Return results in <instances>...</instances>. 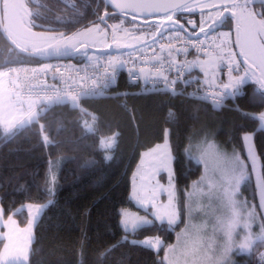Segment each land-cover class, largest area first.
<instances>
[{
    "label": "snow or ice",
    "instance_id": "obj_1",
    "mask_svg": "<svg viewBox=\"0 0 264 264\" xmlns=\"http://www.w3.org/2000/svg\"><path fill=\"white\" fill-rule=\"evenodd\" d=\"M104 6V13L98 15L90 26L70 35L38 33L31 27L24 28L26 43L21 45L12 39L11 30L31 13L21 0L0 2L3 19L8 21L5 31L21 53L49 58L79 55L86 58L94 73V78L88 77L87 72L80 76L84 84H78L73 78L64 80L61 74L66 87L62 90L53 88L50 94L45 93L36 100L29 97L27 110L20 116L14 115L20 111L16 105L23 103L20 93L5 89V94L0 96V122L4 124L6 133L17 124L23 127L33 123L39 115L36 105L40 100L46 104L70 103L76 108L81 96L102 95L115 80L117 67L127 62L114 55L113 49L127 53L135 69H129L133 75L151 79L154 83L160 81L173 94L178 82L185 85L195 82L197 86L203 83L209 93L203 99L211 98L213 105L217 106L244 94L243 87L251 81L258 86L255 99L264 104V0H260L258 6L256 0H105ZM108 6L113 9L111 13L107 11ZM197 11L200 16L198 23L191 18ZM138 20L143 21V25L138 24ZM226 24L234 27V40L231 29L219 30ZM29 42L31 51L27 46ZM190 50L195 52L191 59L188 58ZM181 55L182 60L178 59ZM52 67L43 63L31 71L33 74L46 73ZM69 67L79 75L81 68ZM193 70H198L202 76L193 75ZM10 71L27 69L13 68ZM59 71L56 68V72ZM225 71L226 80L220 78ZM171 73L174 75L170 78ZM185 73L189 74L187 78ZM7 75V72L0 71V77ZM88 79H91V86H87ZM237 110L240 109L237 107ZM86 111L81 109V112ZM244 115L257 120L264 130V112ZM44 140L49 142L47 136ZM242 140L247 148V160L251 162L250 172L247 162L235 149L227 153L214 141L205 139L202 142L198 149L200 155L193 158L197 165H203L204 172L192 185V191L186 193L182 204L178 201L173 182L174 173L170 166L173 157L167 139L163 146L157 144L143 153L133 174L131 197L147 214L142 216L138 212L122 210L123 230L126 234L135 233L156 221L166 222L173 229L180 223L184 227L177 232L174 245L163 247L159 236L131 243H140L157 252L164 250L161 264H236L232 257L237 251L240 254L258 253L260 264H264V252H259L258 247L264 246V172L256 177L261 210L258 213L255 204L248 206L247 202L241 203L238 199L241 186L251 173H256L258 159L253 150V134H243ZM114 145L115 136L100 141L102 149H110ZM105 158L111 159L110 156ZM161 170L168 173L167 186L156 180ZM49 194H52L51 190ZM162 195H166V200L160 199ZM52 203V200L48 201L49 205ZM43 207L46 206L27 205L29 219L23 229L17 227L11 215L8 216L4 222L8 231L2 234L6 242L0 251V264H29L32 226ZM2 216L3 209L0 208V218Z\"/></svg>",
    "mask_w": 264,
    "mask_h": 264
},
{
    "label": "trees",
    "instance_id": "obj_2",
    "mask_svg": "<svg viewBox=\"0 0 264 264\" xmlns=\"http://www.w3.org/2000/svg\"><path fill=\"white\" fill-rule=\"evenodd\" d=\"M26 3L35 28L64 35L90 26L105 11L100 0ZM39 62L18 52L0 29V71L11 64ZM114 90L119 94L81 99L76 108L70 103L39 106L33 123L8 133L0 127L2 217L11 215L24 225V205L46 206L33 229L29 264H161L164 250L157 252L131 241L159 236L167 247L175 242L183 223L173 229L156 221L126 234L120 220L126 208L147 214L129 199L130 175L141 153L165 137L181 204L189 185L201 174L200 165L185 155L194 143L215 141L225 150L235 149L246 161L241 135L252 133L264 172V130L258 128L257 120L244 115H258L264 109L255 99V85L246 84L244 94L220 108L166 92H143L122 75ZM112 136L115 145L102 149L100 141ZM242 190L257 206L251 176ZM2 244L0 240V250ZM258 247L261 252L263 246ZM236 264H260V257L258 253L241 255Z\"/></svg>",
    "mask_w": 264,
    "mask_h": 264
},
{
    "label": "built area",
    "instance_id": "obj_3",
    "mask_svg": "<svg viewBox=\"0 0 264 264\" xmlns=\"http://www.w3.org/2000/svg\"><path fill=\"white\" fill-rule=\"evenodd\" d=\"M166 42V41H165ZM149 53L151 50H147ZM158 52V47H157ZM117 53H113L114 55L119 56L122 60L127 61L123 66H118L116 70V78L112 82L111 86L106 89L102 95H96V96H81V99H93V98H101V97H113L119 94L117 90H114V88L117 85L118 78L122 75L126 81V83L129 84H137L140 85L143 90H154V91H161L166 92L170 95H176L181 96L186 99L200 101L205 104H208L209 106H212L214 108H220L227 104V99L223 103L214 106L212 103L211 98L205 100L203 97L207 94H209L206 91V85H203L201 83L200 86H197L195 82L191 83L190 85H185L182 81L178 82L176 85V93L173 94L166 86L160 82L156 81L155 83L151 79H145L144 77L137 78L135 75H133L132 72L129 71V69H133V62L131 60H128L127 53H120V55ZM195 55L194 50H190L189 59H191ZM136 59V66H139V59L138 56L134 57ZM178 59H183V56L181 55L178 57ZM43 63H49L53 67L47 72H37L35 74L32 73L31 69L33 68H39L41 64ZM103 63V61H101ZM69 65H73L77 68H81V71L79 75H77L74 68L69 67ZM27 69V71H18V72H12L10 69ZM56 68H59L60 71L56 72ZM135 70V69H133ZM2 72H7L8 75L2 77L6 84L7 89H12L13 92H19L21 96V100L25 103L28 101L29 97L31 99L36 100L39 96H43L45 93L50 94L51 89L57 88V89H63L66 87V85L62 82L61 74H63L64 80H68L69 78H73L77 81L78 84H84L85 82L80 80V76H84L85 72H87L88 77L94 78V73L92 70V67L90 63L85 59L80 62H76L73 60H51L46 61L42 63H16L6 66L4 69H2ZM174 75V73L170 74V78ZM189 74L185 73V78H187ZM55 76V79L53 78ZM15 80V84H12V81ZM87 86H91V79H88ZM46 105V103L43 100H40L39 103L36 105V107Z\"/></svg>",
    "mask_w": 264,
    "mask_h": 264
},
{
    "label": "rangeland",
    "instance_id": "obj_4",
    "mask_svg": "<svg viewBox=\"0 0 264 264\" xmlns=\"http://www.w3.org/2000/svg\"><path fill=\"white\" fill-rule=\"evenodd\" d=\"M0 2H2V0H0ZM21 2L22 3H24L25 4V6H26V8H27V10H28V12H30V10H29V8H28V6H27V3H26V0H21ZM195 2V1H194ZM0 14H1V20H2V30H3V32H4V34L6 35V37L9 39V36H8V33L5 31V28L8 26V21L7 20H4L3 19V16H2V10H0ZM15 19V17L13 16V20ZM112 21H110V23H111ZM33 24L34 25H36L35 23H34V21L31 19V16H24L23 17V20L21 21V22H19V24L18 25H16V26H14L13 27V29L11 30V36H12V39L13 40H15L16 41V43H18V44H21V45H24L25 43H26V41H25V39H24V34H23V29L24 28H28V27H31V30L33 31V32H50V33H52V34H55V35H59L60 33H56V32H51V31H46V30H42V29H38V28H35V26H33ZM126 26H129V27H131L130 25H126ZM232 30V33H233V35H232V38H233V40L235 39V32H234V27L231 25V27H229V29H219L220 31H229V30ZM81 30V29H80ZM33 39H36V38H33ZM150 39V38H149ZM10 41H12L11 39H9ZM110 42V41H109ZM15 45V44H14ZM16 46V45H15ZM27 46L29 47V50L31 51V43L29 42L28 44H27ZM119 55H120V52L118 53ZM78 56V58L80 59V58H83V57H81V56H79V55H77ZM193 71H196V73H195V75H201L202 76V74H200L199 72H198V70H193ZM222 75H223V77H222ZM220 78L221 79H227V76H226V71H225V73H223V74H221L220 75ZM253 84V85H255L254 83H252L251 81H249L247 84ZM6 84H5V82H4V80L2 79V77H0V96H2V95H4L5 93H4V90L5 89H7L6 88V86H5ZM256 87H258L257 85H255ZM15 98V97H14ZM16 107L18 108V109H20V111L19 112H17V113H14V115H17V116H20L24 111H26L27 110V107H28V104H27V102H23V103H18L17 105H16ZM37 111V110H36ZM261 112H264V109L261 111ZM260 112V113H261ZM9 118H11V117H9ZM258 124V128L259 129H261L260 127H259V122L257 123ZM0 127H1V129L4 131V124L2 123V122H0ZM15 127H21L19 124H17ZM13 129V128H12ZM11 129V130H12ZM10 130V131H11ZM9 131V132H10ZM6 133V132H5ZM8 133V132H7ZM246 133H249V132H246ZM243 134H245V133H243ZM243 134L241 135V142H242V147H243V151H244V154H245V158H246V162H247V164H248V169H249V172L251 171V162L250 161H248L247 160V156H248V153H247V148H246V146L244 145V142H243V140H242V136H243ZM250 134H252V133H250ZM113 137V136H112ZM112 137H110V138H112ZM109 139V138H108ZM108 139H104V140H108ZM165 139H167V137H165ZM165 139H164V141L162 142V143H159V145H161V146H163L164 145V143H165ZM212 142V141H211ZM215 142V141H214ZM252 143H253V141H252ZM215 144L217 145V146H219L224 152H227V153H231L229 150H225V149H223L222 148V146H220L219 144H217L216 142H215ZM157 145V144H156ZM155 145V146H156ZM202 145V143H200V142H197V143H194V144H192V145H189L187 148H186V150H188V151H186L185 150V155L188 157V158H190L194 163H196V160L193 158V157H198L199 155H200V153H199V147ZM253 145H254V143H253ZM155 146H153V147H155ZM152 147V148H153ZM151 149V148H150ZM149 149H147V150H145V151H143L142 153H141V156H140V158H139V160H138V162L135 164V166H134V169H133V171H132V173H131V175H130V194H129V199H131V201L133 202V204L136 206V207H139L140 208V206L138 205V204H136V202L132 199V197H131V191H132V186H133V174L136 172V170H137V167H138V165L140 164V161H141V157H142V154L143 153H145V152H147ZM254 152L256 153V155H257V157H258V159H257V171H256V173H251V178H252V181H253V188H254V190H255V196H256V199H257V206H258V210H257V212L258 213H260L261 212V210L259 209V191H258V188H257V179H256V177L261 173V163H260V158H259V156H258V154H257V152H256V149H255V146H254ZM197 164V163H196ZM170 166L172 167V169H173V166H172V161L170 162ZM200 167H201V174H200V176L203 174V172H204V167H203V165L201 164L200 165ZM174 173V172H173ZM200 176L197 178V179H195V180H193L192 182H191V184L189 185V187H188V189L186 190V193L187 192H191L192 191V185L194 184V182H196V181H198L199 180V178H200ZM136 180H137V182L139 181V178L138 177H136ZM156 180H159V182L161 183V184H163V185H165V186H167V184H168V173H167V171L166 170H161V171H159V173H158V175L156 176ZM173 182H174V175H173ZM175 185V184H174ZM243 186H244V184L241 186V190H240V194H239V197H238V199H239V201L241 202V203H243V202H247V205L248 206H251V205H253L254 203L250 200V199H248V197L246 196V194L243 192V190H242V188H243ZM160 199H162V200H166V195H162L161 197H160ZM40 206H44V205H40ZM44 208V207H43ZM23 209L26 211V214H27V219H26V222H25V224L24 225H19L18 223H17V221H16V225H17V227H19V228H21V229H23V228H25V227H27V223H28V219H29V215H28V208H27V205H24L23 206ZM140 209H142V208H140ZM122 210H125V209H122ZM121 210V211H122ZM126 210H129L130 212H134V211H132V210H130V209H127L126 208ZM142 210H144V209H142ZM144 212H145V210H144ZM41 213V212H40ZM40 213L37 215V218H36V220H35V223H36V221H37V219H38V217H39V215H40ZM135 213V212H134ZM144 215H146V214H144ZM143 216V215H142ZM149 218L151 219L152 217L151 216H149ZM7 221V219H4L3 217L2 218H0V240L3 242V244L6 242V240L3 238V233H5V232H7L8 231V229L4 226V222H6ZM120 222H121V220H120ZM157 222H159V221H157ZM35 223L33 224V226H32V233H31V242H32V240H33V229H34V226H35ZM166 223V222H165ZM259 223V218L257 219V224ZM121 227H122V224H121ZM183 227H184V225H183ZM123 228V227H122ZM125 231V230H124ZM145 239V238H144ZM144 239H142V240H140V241H143ZM139 242V241H138ZM177 243V240H176V238H175V242L172 244V245H174V244H176ZM3 244H2V248H1V250L0 251H2L3 250ZM31 245V244H30ZM142 245V244H141ZM143 246H145V245H143ZM147 247V246H146ZM155 250V249H154ZM29 251H30V249H29ZM261 252H264V246H263V248H262V251ZM241 255H249V254H240L238 251H237V253L235 254V255H233V260H235L236 262L238 261V259H239V256H241Z\"/></svg>",
    "mask_w": 264,
    "mask_h": 264
},
{
    "label": "water",
    "instance_id": "obj_5",
    "mask_svg": "<svg viewBox=\"0 0 264 264\" xmlns=\"http://www.w3.org/2000/svg\"><path fill=\"white\" fill-rule=\"evenodd\" d=\"M104 5H105V0H100ZM195 0H190V2H194ZM108 9L112 12L113 9L111 8V6H108ZM110 12V13H111ZM128 19H131V17H128ZM137 22H140V20H138ZM142 22V21H141ZM0 29L2 31V33L4 34L3 32V28H2V20H1V14H0ZM5 35V34H4ZM6 36V35H5ZM9 40V39H8ZM10 41V40H9ZM12 43V41H10ZM13 44V43H12ZM13 46L17 49L18 52H20V50L13 44ZM112 51H115V49H113ZM21 53V52H20ZM22 55L26 56V57H30V58H35L37 60H51V59H64V58H71V57H41L39 55H35V56H29L25 53H21ZM74 57V56H73Z\"/></svg>",
    "mask_w": 264,
    "mask_h": 264
},
{
    "label": "flooded vegetation",
    "instance_id": "obj_6",
    "mask_svg": "<svg viewBox=\"0 0 264 264\" xmlns=\"http://www.w3.org/2000/svg\"><path fill=\"white\" fill-rule=\"evenodd\" d=\"M259 2H260V0H256V5L257 6L259 5ZM205 11H207V9ZM185 15H187V14H185ZM191 18L198 23L199 19H200L199 12L197 11V13L193 14ZM128 20H131V19H128ZM137 23L140 24V25H143V21L141 23H139V22H137ZM229 27H231V24H226L223 27H220L219 29H225V28L229 29Z\"/></svg>",
    "mask_w": 264,
    "mask_h": 264
},
{
    "label": "crops",
    "instance_id": "obj_7",
    "mask_svg": "<svg viewBox=\"0 0 264 264\" xmlns=\"http://www.w3.org/2000/svg\"><path fill=\"white\" fill-rule=\"evenodd\" d=\"M196 72V71H195Z\"/></svg>",
    "mask_w": 264,
    "mask_h": 264
}]
</instances>
